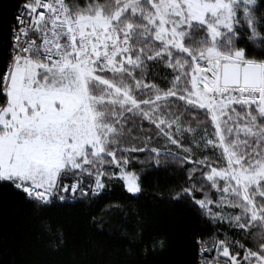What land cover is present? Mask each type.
Masks as SVG:
<instances>
[{
    "label": "snow or ice",
    "instance_id": "6c2138e0",
    "mask_svg": "<svg viewBox=\"0 0 264 264\" xmlns=\"http://www.w3.org/2000/svg\"><path fill=\"white\" fill-rule=\"evenodd\" d=\"M238 15L262 35L264 0H0V264L95 243L106 199L132 264L176 244L181 264H264V59L216 46ZM193 21L210 47L184 46Z\"/></svg>",
    "mask_w": 264,
    "mask_h": 264
},
{
    "label": "trees",
    "instance_id": "16d2710c",
    "mask_svg": "<svg viewBox=\"0 0 264 264\" xmlns=\"http://www.w3.org/2000/svg\"><path fill=\"white\" fill-rule=\"evenodd\" d=\"M78 3L85 4L87 0H77ZM15 3V0H13ZM14 7L9 9V16L14 12ZM237 19L239 23L235 26L233 33H228L226 37L219 38L216 41V46L219 51L227 52L232 46L241 47L245 49V53L250 58L264 59V15L260 16L259 31L261 36L249 39L250 32L247 27V22L243 19L242 15H238ZM185 36L183 38V44L190 50H197L211 46V40L207 32V26L205 24L192 23L190 27L185 29ZM238 33V35H236ZM177 57L188 58L187 53L177 51L175 53ZM3 66V61L0 60V68ZM154 72L158 73V81L163 85L166 83V77L170 75V70L158 66L154 69ZM156 178H153L155 183ZM125 193L119 185L109 189V197L113 207L119 206V201L123 198ZM151 193L145 194V199L140 201L141 205L146 206V209H150L154 215H157L161 221H163L166 213V207L164 205H158L151 199ZM109 200L101 201L99 204H93L89 210L97 213L96 218L100 220L104 218V225L99 230L105 233L102 237L91 235V238L95 240V243L88 244L87 247L77 243L74 247H70L65 253H62L59 257H44L48 260V264H132L133 261L142 259V257L133 251L131 255L119 246L120 237H116L115 233L119 230L121 223L127 216V213L123 215L120 212H112L109 217H105V213L109 211ZM135 203L132 207H135ZM9 223L14 224L20 228L26 224L24 213L20 212L16 215V208L14 205L8 208ZM77 219H80L77 217ZM131 223V221H129ZM78 229V236L87 238L88 233L86 226L83 222L76 225ZM2 251V250H0ZM182 256L179 252V245L176 244L170 249H165L163 253H158L154 258L147 261V264H181Z\"/></svg>",
    "mask_w": 264,
    "mask_h": 264
},
{
    "label": "rangeland",
    "instance_id": "374dc122",
    "mask_svg": "<svg viewBox=\"0 0 264 264\" xmlns=\"http://www.w3.org/2000/svg\"><path fill=\"white\" fill-rule=\"evenodd\" d=\"M192 23H199V24H202V23H200V22H198V21H193ZM219 39V38H218Z\"/></svg>",
    "mask_w": 264,
    "mask_h": 264
}]
</instances>
